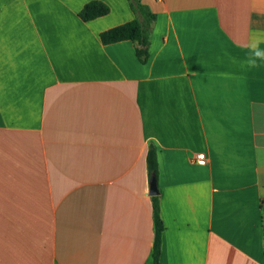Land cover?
Masks as SVG:
<instances>
[{"label":"crops","instance_id":"0c3cea01","mask_svg":"<svg viewBox=\"0 0 264 264\" xmlns=\"http://www.w3.org/2000/svg\"><path fill=\"white\" fill-rule=\"evenodd\" d=\"M140 1L144 64L128 0H0V264H153L151 145L159 264H264V0Z\"/></svg>","mask_w":264,"mask_h":264},{"label":"trees","instance_id":"16d2710c","mask_svg":"<svg viewBox=\"0 0 264 264\" xmlns=\"http://www.w3.org/2000/svg\"><path fill=\"white\" fill-rule=\"evenodd\" d=\"M135 18L124 24L115 26L100 33L99 38L104 45L114 44L121 41H131L135 45V53L141 64L148 59L149 35L156 19L150 9L140 0H128ZM109 13V7L100 1L87 3L78 13L79 18L88 22ZM146 163L149 177H157V153L154 146H150L146 155ZM153 219L155 237L153 245V264H159L160 237L163 225L159 215L158 197L153 196Z\"/></svg>","mask_w":264,"mask_h":264},{"label":"clouds","instance_id":"9594fccd","mask_svg":"<svg viewBox=\"0 0 264 264\" xmlns=\"http://www.w3.org/2000/svg\"><path fill=\"white\" fill-rule=\"evenodd\" d=\"M247 51L241 63L243 69H258L264 66V33L253 32L249 37L248 43L244 46ZM225 79H243L233 73H220Z\"/></svg>","mask_w":264,"mask_h":264},{"label":"water","instance_id":"95a60500","mask_svg":"<svg viewBox=\"0 0 264 264\" xmlns=\"http://www.w3.org/2000/svg\"><path fill=\"white\" fill-rule=\"evenodd\" d=\"M149 194L151 196H156L158 194L157 179L155 176L150 177Z\"/></svg>","mask_w":264,"mask_h":264},{"label":"built area","instance_id":"2783aa9c","mask_svg":"<svg viewBox=\"0 0 264 264\" xmlns=\"http://www.w3.org/2000/svg\"><path fill=\"white\" fill-rule=\"evenodd\" d=\"M196 163L198 165H205V156H204V154H197Z\"/></svg>","mask_w":264,"mask_h":264}]
</instances>
